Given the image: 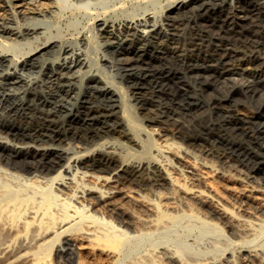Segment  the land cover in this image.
Returning <instances> with one entry per match:
<instances>
[{
  "label": "bare ground",
  "instance_id": "obj_1",
  "mask_svg": "<svg viewBox=\"0 0 264 264\" xmlns=\"http://www.w3.org/2000/svg\"><path fill=\"white\" fill-rule=\"evenodd\" d=\"M67 1L0 0V264H264V0Z\"/></svg>",
  "mask_w": 264,
  "mask_h": 264
},
{
  "label": "rangeland",
  "instance_id": "obj_2",
  "mask_svg": "<svg viewBox=\"0 0 264 264\" xmlns=\"http://www.w3.org/2000/svg\"><path fill=\"white\" fill-rule=\"evenodd\" d=\"M59 3H61V7L58 6L55 8L54 16H46L43 24L46 26L47 32L43 35L39 36L38 41H35L34 44H39L40 42H43V40H46L47 35L49 34H55L59 33L61 34L59 37L65 41H72L73 39H79L81 34L87 30V27L90 25L92 16L95 15L97 11L102 9V3L97 2L90 4L88 6H76L70 4L67 0H59ZM5 5V3H4ZM29 5V4H27ZM32 5V4H30ZM105 7L107 9V13H113L114 10H118L121 7V4L119 0H109L105 2ZM27 13H29V9H26ZM25 11V12H26ZM0 12L2 13V17H6L8 14L11 16V11L10 9L5 5L0 7ZM18 17H16L18 20H23L19 19L21 16L20 14H17ZM20 15V16H19ZM90 46L96 45V40L93 36L90 37ZM27 47L25 48V50ZM111 55H114L115 57H119V55H115L114 53H110ZM101 66H103V73L106 75L109 74L110 78L112 79L113 82H118L119 79V71H113L111 67L105 66V62H101ZM192 79V78H191ZM79 82V81H78ZM98 83V82H97ZM99 84V83H98ZM121 89L124 93L128 91V88L121 86ZM211 90V89H210ZM209 91V90H208ZM207 93V92H206ZM118 94H116L117 96ZM131 95V94H130ZM235 95L239 96L241 95L239 92H237ZM117 102L118 105L120 106V111L116 112V116H108V119L110 122H115L117 121L122 129L130 132L133 134V129L136 124H140V121L135 119L133 117V112L135 111V107L131 104L132 102L128 100V96L125 95L124 98L122 99L119 95L117 96ZM203 98L205 100L209 99L208 94H204ZM250 103L256 104V99H251L249 100ZM260 101H257L259 103ZM119 113V115H117ZM125 113V114H124ZM140 117L143 116L142 113L138 114ZM122 116V119H120ZM207 116H204L205 119ZM116 118V119H115ZM201 118V119H200ZM203 116L198 117V121L201 123L206 122L204 120ZM119 119V120H117ZM200 119V120H199ZM113 120V121H112ZM115 120V121H114ZM124 121V123H123ZM131 121V122H130ZM122 122V123H121ZM145 123V122H144ZM147 123V122H146ZM152 125L155 129H159L160 125L159 124H150ZM5 129V127H4ZM116 136L115 134L109 133L106 134L104 137L108 136ZM117 137V136H116ZM121 140H124V138H119ZM129 142V141H127ZM129 144H132L129 142ZM134 145V144H132ZM22 165V164H21ZM214 175L210 178V180H216L214 179ZM243 183V179H240L238 181H234L231 184L234 185L236 188L238 186H242L241 184ZM260 198V196H258ZM260 200V199H259ZM264 201V200H263ZM71 240L68 238H64L59 242V251H58V264H77V257L74 253V251L71 248Z\"/></svg>",
  "mask_w": 264,
  "mask_h": 264
}]
</instances>
